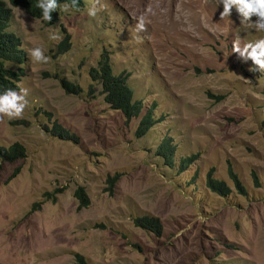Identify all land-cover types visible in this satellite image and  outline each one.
<instances>
[{"label": "rangeland", "instance_id": "1", "mask_svg": "<svg viewBox=\"0 0 264 264\" xmlns=\"http://www.w3.org/2000/svg\"><path fill=\"white\" fill-rule=\"evenodd\" d=\"M6 2L7 30L26 52L16 91L27 90V106L0 117V145L24 148L0 159V264H81L77 254L87 264H264V71L232 50L237 36L264 32L235 9L222 19L219 0H99L94 17L84 0L79 10L60 4L53 22ZM35 46L46 63L31 60ZM103 52L127 76L139 116L127 120L91 80ZM148 109L155 121L139 135ZM54 121L74 138L56 135ZM78 185L89 196L80 208ZM145 215L159 234L134 223Z\"/></svg>", "mask_w": 264, "mask_h": 264}, {"label": "trees", "instance_id": "2", "mask_svg": "<svg viewBox=\"0 0 264 264\" xmlns=\"http://www.w3.org/2000/svg\"><path fill=\"white\" fill-rule=\"evenodd\" d=\"M11 5L20 6L24 11L33 17H42V9L37 5L39 0H7ZM66 3L71 6L72 0H58V4ZM84 5V0H78L74 10H79ZM52 19L50 22L56 21L59 16V8L51 13ZM11 17V8L6 0H0V94L7 89L17 90L19 88L18 81L24 74L23 63L26 60V52L20 44L18 36L7 30L8 21ZM63 46V41L60 42L59 47ZM64 49V48H63ZM15 64V67H11L8 64ZM91 80L96 82L100 87V93L103 94L104 100L109 104L111 108L120 110L127 120L132 119L140 115L141 101L134 98V90L127 80V76L123 73H115L111 66V62L106 53H101L95 66H92L89 70ZM67 90L77 92L78 86L72 82L62 80ZM153 113L150 109L146 110L139 119V126L136 133L141 135L149 124L153 120ZM53 132L56 135L72 139L74 135L61 124L53 122ZM159 149L166 158V161H171L173 158V150L170 142L167 139H162ZM24 155V148L22 144L14 142L8 146L0 145V159L13 160L17 157ZM196 158V154L189 156H182L180 158L179 170H184L186 165ZM229 175L235 182L238 188H243L237 179L235 172L229 168ZM208 185L212 189H216L222 195H225L228 191V187L218 179L208 177ZM61 191L57 189L56 192ZM52 200L55 199L56 194L52 192H45ZM74 195L78 200V207L86 206L89 204V196L83 185H78L74 189ZM134 223L139 226L148 227V229L154 231L156 234L161 232V225L159 219L155 216H143L136 217ZM78 262L81 264H87L83 256L77 254Z\"/></svg>", "mask_w": 264, "mask_h": 264}, {"label": "clouds", "instance_id": "3", "mask_svg": "<svg viewBox=\"0 0 264 264\" xmlns=\"http://www.w3.org/2000/svg\"><path fill=\"white\" fill-rule=\"evenodd\" d=\"M78 0H72V7H75ZM99 0H94L91 7L88 8V15L95 16L98 8L97 4ZM219 4L223 5V11L221 18L231 17L233 9H235L239 15L241 24H247L257 32H264V0H219ZM42 9V17L46 21H51V13L56 11L60 5L58 0H39L37 5ZM69 4L63 5V10H69ZM257 17L253 22L252 17ZM138 31L145 29L144 16L139 17L136 24ZM52 39H58L56 36H52ZM233 52L238 53L243 61L251 59L254 65H258L261 71H264V38H259L254 41H248L241 43L239 36L233 41ZM27 52L30 55L32 61L46 63L48 57L44 55L42 47L35 46L28 49ZM250 71H256L257 69L251 68ZM27 90L21 89L19 92L13 89H7L0 94V117L8 116L9 118L21 117L25 107L27 106Z\"/></svg>", "mask_w": 264, "mask_h": 264}]
</instances>
